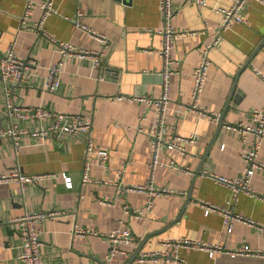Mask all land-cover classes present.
Here are the masks:
<instances>
[{
	"label": "crops",
	"instance_id": "crops-1",
	"mask_svg": "<svg viewBox=\"0 0 264 264\" xmlns=\"http://www.w3.org/2000/svg\"><path fill=\"white\" fill-rule=\"evenodd\" d=\"M159 1L54 0L58 12L49 15L39 30L34 24L41 19L43 0H35L25 23L22 18L26 0H0V51L13 45L20 59H34L40 66L39 77L12 83L15 102L92 114L89 138L95 149L88 155V135L82 132H57L44 137L28 134L19 151H15L12 138H0V173L19 166L29 175H49L28 184L24 191L16 183H0V264H23L19 259V227L13 220L27 211L65 212L46 218L39 226L45 264H180L169 256L157 261L139 258L144 253L166 251L165 241L187 238L231 250L249 245L264 253V169H257L250 179L255 193L240 192L236 197L232 189L216 179L238 178L246 167L241 159L246 146L240 135L224 124L249 123L252 110L264 106V3L257 0L247 6V21L234 23L224 32L221 45L210 53L211 66L201 105L218 113L217 121L194 112L180 116L176 108L191 100L200 48L212 40L221 20L216 8L229 7L232 0H207L206 5L176 0L179 10L175 27L196 34L181 36L175 42L167 122L176 124L183 136L199 138L185 144V154L176 149L161 152L164 162L174 161L188 169L179 172L169 166L157 167L155 185L170 187L176 193L155 196L152 208L144 216L126 213L124 209L126 203L131 208L146 207L147 193L125 194L119 190L126 185L144 184L150 178L152 149L146 132L155 111L147 101L116 97H158L162 93ZM77 18L109 40L103 67L96 68L90 60L77 56H66L59 89L45 90L43 76L50 65L61 59L56 41L90 50L103 47L87 31L73 27ZM3 87L0 78V131L11 124ZM14 122L30 130L46 129L52 123L36 119ZM98 149L108 151L106 162L98 160ZM87 159L91 181L83 182ZM259 159L264 163V142ZM121 166L125 167L123 171ZM64 174L72 178L71 188L66 187ZM104 198H109L112 205L102 204ZM203 201L231 209L256 225L234 219L229 231L224 213L206 214ZM121 227L130 229L139 243L121 241L120 251L109 259L112 243L104 235ZM179 256L184 264H264V256H234L226 251L210 256L207 250L188 247H181Z\"/></svg>",
	"mask_w": 264,
	"mask_h": 264
},
{
	"label": "built area",
	"instance_id": "built-area-1",
	"mask_svg": "<svg viewBox=\"0 0 264 264\" xmlns=\"http://www.w3.org/2000/svg\"><path fill=\"white\" fill-rule=\"evenodd\" d=\"M199 5H206L207 0H194ZM251 0H232L229 7H217L216 11L221 14V20L216 28V33L211 41L205 43L200 48L201 58L198 65L193 72V88L191 92V100L187 103H180L176 108V113L180 116L187 115L188 113H198L202 117L219 120L218 113L210 112L201 105V97L205 88L206 81L211 66L210 53L213 49L221 45L223 34L230 29L234 23L246 22V10ZM263 2L264 0H257ZM35 0H26V7L23 15V22L25 23L32 11ZM42 16L41 19L34 24L36 29H41L46 18L57 13L54 5V0H43L41 3ZM159 9L161 14V27L159 33L162 39V47L158 53L163 57V69L160 73L162 79V93L158 97L153 96H136V97H123L117 96L116 99H135L138 98L142 101H147L154 106L155 117L150 124L147 135L150 140L152 149V161L150 163L151 175L149 180L144 184L126 185L119 190L121 193L129 192H145L148 195L145 209L131 208L129 204L124 205L126 213H131L135 216L147 215L153 206V199L158 195H168L176 193L170 187H157L155 185V173L158 166H169L179 172H188V169L180 165H176L174 161L161 160V152L165 149H176L182 154L186 153V143L195 142L198 140L197 135L183 136L179 133L176 124L169 125L167 122L168 105L171 102L170 96V77L175 73L173 58V51L175 48L176 40L181 36H193L195 31H181L174 25V18L176 17L179 6L176 0H160ZM81 11L78 12L80 16ZM74 28H80L87 31L89 35L102 42V49L90 50L77 47L71 43L56 41L57 47L61 54V59L50 65L44 77L43 87L45 90L55 92L61 85V73L64 65V58L67 56H77L81 59L90 60L92 65L96 68L103 67V60L105 52L110 46V42L106 35L97 32L84 23L80 19L73 21ZM40 76V66L34 59L22 60L18 57L14 50V46L10 45L4 52L0 51V78L3 81L4 99L7 111V116L11 121L8 128L0 131V138L10 137L13 141L15 151L21 148V141L25 135H32L37 137H44L53 135L57 132L65 134L85 133L88 135L86 140V149L88 155L95 153L94 144L89 138L92 130L93 116L92 114L71 113L51 110L43 106H22L15 102L13 97V82H21L27 79H33ZM264 78V77H263ZM104 79V76L101 77ZM16 119H36L39 121L51 120L52 123L46 129L30 130L27 127H20L14 122ZM13 121V122H12ZM225 128L237 132L244 145L245 149L241 153V159L246 167L241 176L235 179H229L223 176H217L218 182L232 189V194L236 197L240 192L255 193L250 187V179L257 169H264V163L259 159V153L262 143L264 142V106L255 108L251 113V121L249 123H225ZM252 136L251 140H248ZM223 147V146H222ZM98 160L104 163L109 158L108 151L98 149L96 151ZM121 166L120 170H124ZM90 162L87 159L83 168V182L91 181L89 176ZM55 176V175H53ZM64 176L65 185L68 188L73 186L72 178L66 174ZM56 177V176H55ZM44 178H49V175H29L22 171L19 166L12 167L8 172L0 173V183H16L24 191L26 186L30 183H38ZM179 194L182 192H178ZM104 205H112L109 198L101 199ZM202 207L206 214L214 211L224 213V223L228 226V230H232L233 220L248 221L251 225H256L255 221L246 219L242 215L234 213L231 209L219 206L206 201L202 202ZM64 211L51 210L48 212H30L27 211L25 215L17 217L13 221L18 224V232L22 241L19 259L23 264H45L42 257L41 250V230L39 226L48 217L58 216L64 214ZM97 234V233H96ZM106 239L111 241L108 258H112L120 251L119 243L121 241H128L132 244L138 245L139 239L127 227H121L104 235ZM168 249L164 252L144 253L140 256L141 261H157L159 257L169 256L172 260L184 264L179 256V249L181 247L196 248L207 250L210 256L217 255L221 252H228L231 255H259L264 256L259 250L252 249L249 245L238 247L231 250L226 249L219 244H210L203 241H196L193 239H176L165 241Z\"/></svg>",
	"mask_w": 264,
	"mask_h": 264
}]
</instances>
